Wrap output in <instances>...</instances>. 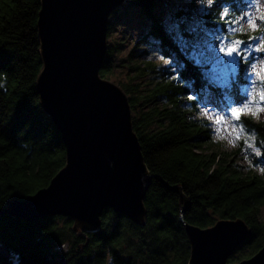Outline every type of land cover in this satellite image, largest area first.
Instances as JSON below:
<instances>
[{
	"label": "trees",
	"instance_id": "16d2710c",
	"mask_svg": "<svg viewBox=\"0 0 264 264\" xmlns=\"http://www.w3.org/2000/svg\"><path fill=\"white\" fill-rule=\"evenodd\" d=\"M160 1L126 0L111 13L107 26L108 39L119 23V11L134 8L146 28L142 44L181 69L177 76L144 57L132 61L130 82L120 83L144 162L153 175L143 199L145 224L111 208L103 210L94 232H75L72 220L60 215L25 222L1 214L0 247L11 256H0V264H187L190 246L182 221L205 228L220 218H242L251 228L229 262L248 258L264 245V170L238 164L235 151L222 147L208 123L196 115L197 99L207 91L216 97L223 91L205 82L204 68L190 59L164 23ZM178 1L191 5L198 0ZM242 1L213 0L199 13L200 26L230 36L229 26L237 21ZM39 9L40 0H0V207L47 186L66 160L61 134L41 108L35 89L42 66L36 30ZM181 9L175 15L180 17ZM189 19L181 24L185 38L190 37ZM234 34L239 39L247 36ZM118 51V43H107L99 70L102 78L113 74ZM241 74L227 90L234 106L241 98ZM142 76L147 82L140 85ZM238 121L253 135L258 157L264 160V122L249 114H240ZM166 184L180 186L189 200L183 220L184 205ZM66 243L65 249H57Z\"/></svg>",
	"mask_w": 264,
	"mask_h": 264
},
{
	"label": "water",
	"instance_id": "95a60500",
	"mask_svg": "<svg viewBox=\"0 0 264 264\" xmlns=\"http://www.w3.org/2000/svg\"><path fill=\"white\" fill-rule=\"evenodd\" d=\"M126 0H40L36 22L42 62L35 89L39 103L61 134L65 164L25 199L0 207L25 222L60 215L73 231L100 228L105 208L143 226L144 197L152 174L132 128L131 109L121 87L102 78L107 53V26L113 11ZM183 212L189 200L180 186ZM190 254L187 264H264V245L248 258H228L251 235L242 218H220L202 228L182 221ZM0 256L9 257L5 247Z\"/></svg>",
	"mask_w": 264,
	"mask_h": 264
},
{
	"label": "rangeland",
	"instance_id": "374dc122",
	"mask_svg": "<svg viewBox=\"0 0 264 264\" xmlns=\"http://www.w3.org/2000/svg\"><path fill=\"white\" fill-rule=\"evenodd\" d=\"M240 15L233 26H229L230 36L216 34L215 31L203 29L200 26L199 13L202 12L206 3L198 0L194 4L186 1L178 0H161L159 12L168 27L172 30L177 40L182 42L184 49L191 56V50H195L196 54L203 60V68L205 73L218 75L223 69L216 66V57L214 54V44L219 37L223 43L231 44L233 42H242L241 50L245 53H252L255 57L252 61L253 68L248 71L251 76L244 73L241 74L242 81L238 84L241 94L238 105H233L227 98V91H223L219 96H214L207 91L202 97L197 99L196 115L203 118L211 130L212 137L221 142V146L235 151L234 158L238 164L246 168H254L258 171L264 170V160L259 158V149L256 148L253 141V135L244 130L238 119L231 116L232 108H241V115H252L256 121L264 122V0H243L241 2ZM182 8V9H181ZM180 17L175 15L176 10H180ZM120 19L112 36L107 39V43L114 41L119 44V51L114 59L117 65L114 67L113 74L107 80L120 86L122 82H130V77L134 71L131 69L132 61L139 62L142 58L147 57L155 63L165 66V70L171 69L165 64L167 59L162 58L157 52L152 51L148 47L149 44L143 45L144 29L142 17L138 15L134 8L126 7L119 11ZM191 16V17H190ZM247 17L248 19H245ZM188 19L187 26L192 23L191 27H187L190 37L181 32V24L183 19ZM251 20V23L248 21ZM256 27L253 28L252 24ZM244 33L247 36L243 39L237 38L234 33ZM223 43L221 46H223ZM244 44L248 47L245 49ZM259 49V51H255ZM143 52H147L144 54ZM132 54V57H129ZM258 73V75H257ZM139 84L143 85L147 82V78L142 76L138 79ZM186 101V99H184ZM217 117H221L220 122ZM261 218L264 219V208L261 211ZM59 223H61L59 221ZM68 243L58 246L57 249H65ZM237 250V249H236ZM232 254H238L237 251ZM9 252V257H10ZM237 262V261H235Z\"/></svg>",
	"mask_w": 264,
	"mask_h": 264
},
{
	"label": "snow or ice",
	"instance_id": "6c2138e0",
	"mask_svg": "<svg viewBox=\"0 0 264 264\" xmlns=\"http://www.w3.org/2000/svg\"><path fill=\"white\" fill-rule=\"evenodd\" d=\"M245 19H248L245 17ZM251 23V20L248 21ZM192 26V23L189 24L188 28ZM252 27L255 28L256 25L253 23ZM217 41L213 46L214 54L216 57V66L222 68L223 70L218 75H211L209 73L202 72V76L205 78V82L210 86V88L219 89L222 91H227L235 83L238 76L243 71L244 74L251 76V73L248 71L249 68L254 69L252 61L254 56L252 53H245L241 50L240 44L242 42H233L231 46L217 37ZM223 43V46L221 44ZM243 47L246 49L247 44H244ZM259 51V49H255ZM190 59L197 65H200L203 68V60L199 55L196 54L195 50H191ZM165 64L171 69V71L179 76L181 69L179 66H174V62L171 58L165 61ZM258 75V73H257ZM264 98V97H262ZM242 112L241 108H232L231 116L239 119ZM221 117H217V120L220 122Z\"/></svg>",
	"mask_w": 264,
	"mask_h": 264
},
{
	"label": "clouds",
	"instance_id": "9594fccd",
	"mask_svg": "<svg viewBox=\"0 0 264 264\" xmlns=\"http://www.w3.org/2000/svg\"><path fill=\"white\" fill-rule=\"evenodd\" d=\"M203 2L206 3L208 7H211L213 4V0H203Z\"/></svg>",
	"mask_w": 264,
	"mask_h": 264
}]
</instances>
